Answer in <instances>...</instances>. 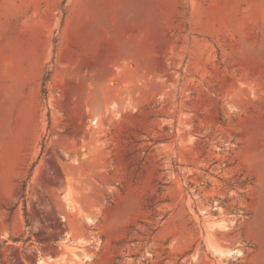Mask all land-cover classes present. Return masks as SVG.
<instances>
[{"label": "rangeland", "instance_id": "1", "mask_svg": "<svg viewBox=\"0 0 264 264\" xmlns=\"http://www.w3.org/2000/svg\"><path fill=\"white\" fill-rule=\"evenodd\" d=\"M0 264H264V0H0Z\"/></svg>", "mask_w": 264, "mask_h": 264}, {"label": "crops", "instance_id": "2", "mask_svg": "<svg viewBox=\"0 0 264 264\" xmlns=\"http://www.w3.org/2000/svg\"><path fill=\"white\" fill-rule=\"evenodd\" d=\"M80 79H81V77H80Z\"/></svg>", "mask_w": 264, "mask_h": 264}]
</instances>
